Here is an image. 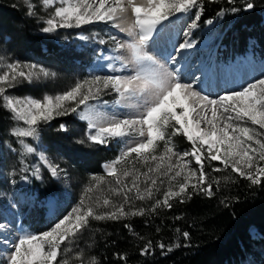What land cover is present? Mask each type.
Masks as SVG:
<instances>
[{"label":"snow or ice","instance_id":"obj_1","mask_svg":"<svg viewBox=\"0 0 264 264\" xmlns=\"http://www.w3.org/2000/svg\"><path fill=\"white\" fill-rule=\"evenodd\" d=\"M208 2L216 3L218 0ZM227 2L234 4L236 0ZM24 3L26 14L35 16L36 5L32 0H24ZM43 6L53 9L44 22V33H52L59 28H79L95 22L111 24L126 32L131 37L126 44L115 37L112 39L116 41L117 48H126L130 54V59L122 63L121 68L132 64L134 70L128 74L94 75L61 94L37 99L14 96L9 89L54 77L55 73L35 64L7 63L6 70L0 72V108L7 110L12 120L24 125L13 129L11 134L17 138L37 140L41 124L76 114L80 120L86 121L85 139L90 145L107 147L114 140L124 143L120 156L105 165L107 176L112 177L116 185L109 191L122 199L114 201L105 196L93 200L88 194L99 188L103 183L101 178L99 183L86 189L85 198L50 230L39 235L25 234L15 240L3 236L0 248L8 252L5 264H70L66 258L58 260L63 256L61 246L71 252L67 245L89 228L90 220L119 221L143 217L156 213L158 209L170 210L173 200L183 204L190 201L193 195L201 193L211 198L215 194L213 186L219 188L221 181L209 176L205 171L206 165L212 172L231 168L251 185L261 184L264 179V163H261L264 162V77L216 99L203 95L192 83L182 79L181 64L187 59L188 50L196 47L192 30L199 27L204 12L203 0H43ZM244 7L252 10L255 4L247 0ZM232 11L238 9L233 8ZM190 13L192 22L182 34L184 39L172 44V52L166 57L169 65L176 67H165L149 54V46L155 43L154 37L158 39L164 32L167 27L165 21ZM129 14L131 22L121 27ZM218 15L223 16L224 11L221 10ZM205 22L213 24L211 19ZM80 39L87 37L81 36ZM99 43L105 41L101 39ZM0 68H5V65L0 64ZM110 94H115L111 112L101 111L109 105L102 97ZM117 108L130 111L121 114L116 111ZM58 130L67 132L68 128L60 124ZM178 134L191 143V151H175L171 138ZM19 142L27 153L36 151L25 144L24 139ZM161 146L163 151L158 154ZM41 159L53 177L62 171L59 165L53 166L43 156ZM137 160L143 165L152 161L155 166H148L146 171L141 172L135 167ZM214 161H218L223 168L213 166ZM193 162L197 167H192ZM124 163H130L132 167L121 170L120 166ZM128 177H133L130 183L126 182ZM141 184L145 186L142 188ZM162 189V195H158ZM135 200H150L152 203L147 207H137ZM175 219L180 220L181 217ZM124 226L132 231L130 224ZM6 227L0 223V235ZM182 236L187 240L189 233L183 232ZM158 247L165 249L166 245L161 243ZM175 247L181 245L176 244ZM151 249L152 242L148 241L141 254H150ZM172 250L167 248L168 252ZM75 258L82 262L83 253H77ZM121 259L126 260V257ZM90 264H95L94 258L90 259Z\"/></svg>","mask_w":264,"mask_h":264},{"label":"rangeland","instance_id":"obj_2","mask_svg":"<svg viewBox=\"0 0 264 264\" xmlns=\"http://www.w3.org/2000/svg\"><path fill=\"white\" fill-rule=\"evenodd\" d=\"M2 2L11 5V9L19 8L18 11L31 20L29 26L32 25L31 27L33 28L26 31L23 27H16L18 34L33 32V34L35 33L39 36L42 42L40 43V52H37L36 46L31 49H25L23 53L18 50L16 52L8 45L9 39L0 28V64L5 65V68H0V72L6 70L7 63L20 62L22 64H35L50 73H55L54 77L41 79L33 84L25 83L15 89H9L10 94L19 97L42 99L46 95L61 94L71 89L77 82L86 78L91 79L94 75L128 74L134 70L132 64H128L126 68H121L122 63L130 59V54L126 48H117L116 41L112 39V37H115L120 43L126 44L131 40V37L126 32L112 27L111 24L95 22L79 28H59L55 32L44 33L42 31L45 26L44 22L50 17L53 9L45 8L43 0H32L36 5L35 16L26 14L27 7L24 0H0V3ZM244 5L245 3L243 2H235L234 8L238 9V11H243L245 9ZM195 11V9L192 10L193 13ZM191 15L192 13L187 16L180 14V18L172 17L170 21H165L164 24L167 27L164 32L158 39L154 37L155 43L149 46V54L161 64H164L165 67L173 69L176 67L175 65H169L166 57L168 53L172 52V44L182 42L184 39L182 34L192 22L190 19ZM260 15L261 25L264 26V11H261ZM227 19L228 16L226 15H217L212 19L213 24L205 23L203 27L192 30V39L196 42V47L188 50L187 59L181 64L182 79L185 82L192 83L197 91H200L203 95H208L211 99L239 91L248 83L264 77V56L254 50L256 44L252 38L248 39L245 53L235 57L227 66L221 63L220 49L223 47L221 40L224 30L218 35L213 33L221 27V20H223L222 25H225L223 23ZM130 22L131 15L129 14L126 22L121 27H126L127 23ZM81 36L87 37V39L82 40L80 39ZM101 39L105 43H99ZM102 99L107 100L109 105L101 108V111L110 113V106L115 99V94L104 95ZM116 111L123 114L130 110L117 108ZM177 111L180 112L182 109H177ZM10 122L7 131L8 135L11 136V140H7L6 136L0 137V223L7 226L3 230L2 235H0V239L3 236H7L9 240H15L25 234L39 235L50 230L56 222L71 212L72 208L77 206L82 198H85L86 189L99 183L101 178H103V183L88 195L93 200L97 197L102 198L105 196L114 201L122 199L121 197L113 196L109 191L110 187H116V185L113 178L107 176L105 165L120 156L121 151L125 148L124 143L114 140L107 147L90 145L85 139L86 121L80 120L76 114L58 117L49 124H41L40 136L37 140L14 137L11 134L13 129L24 125L12 119ZM60 124H65L68 131H59ZM252 127L258 128L255 125H252ZM44 132L65 134L59 138L61 140L60 145L68 158L76 157L80 155V152L81 156L86 159L87 157L83 155L86 152H91V155L102 152L100 155L94 156V159H102L107 155L99 163V172L87 171L86 176L81 179L70 165V159H64L49 151L42 138ZM178 136L183 137L190 143L183 135L178 134L172 137L171 140L175 151L178 153L191 151L192 148L186 150L175 145V142L178 141ZM20 139H24V143L35 148L36 151L27 153L24 146L19 142ZM81 140H84L85 143H79ZM162 151L163 148L161 146L157 152L159 154ZM41 156L53 166L59 165L62 171L57 177L51 175ZM187 159L192 158L188 157ZM173 161H175V158H173ZM166 164L167 161H165V166ZM212 164L215 167L223 168L218 161H214ZM148 166L154 167L155 162L149 161V165H143L137 160L135 163V167L141 172L146 171ZM125 167L131 168L132 164L124 163L120 166L121 170ZM192 167H197L194 162ZM205 171L210 177H214V172L207 165L205 166ZM43 172L48 173L50 178L56 182L58 191L55 194H49L46 198H39L34 188L30 187L29 182L31 179L43 182ZM152 175L155 176L156 174L152 173ZM132 178L128 177L126 182L130 183ZM144 186V184H141L142 188ZM166 186L167 180L165 179ZM213 188L216 189V186L214 185ZM162 191L163 189L161 194L158 195H162ZM150 202L152 203V201ZM134 203L138 207V200H135ZM41 214L44 215L45 219H40ZM249 231L250 236L259 237L255 229H250ZM80 234H78V237ZM77 244L78 239L67 245L68 248L72 249L71 252H68L65 246L62 245L63 256L58 257V260L66 258L70 261V264L81 262L75 258L77 253H81V248L79 250ZM7 256V250L0 248V264H5ZM245 264L259 263L248 259Z\"/></svg>","mask_w":264,"mask_h":264},{"label":"trees","instance_id":"obj_3","mask_svg":"<svg viewBox=\"0 0 264 264\" xmlns=\"http://www.w3.org/2000/svg\"><path fill=\"white\" fill-rule=\"evenodd\" d=\"M241 2L246 4L247 0H236V3ZM251 2L255 4L252 10L233 12L234 4L227 3V0L216 3L203 0L204 12L199 27H203L206 20L215 18L221 10L228 16L223 23L225 25L221 20V27L213 33L218 35L224 30L220 60L225 66L246 52L249 38L255 41L254 50L264 56V26L260 17L261 11H264V0ZM10 6L0 3V28L9 39L8 45L20 53L35 46L40 52L42 40L38 35L33 32L18 34L15 29L23 27L26 31L31 30V20L18 11L19 8L11 9ZM10 121L9 112L0 108V137L6 136L7 140H11L7 131ZM64 135L44 132L42 138L50 152L70 159V165L81 179L87 171L99 172V163L107 155L94 159L102 152L92 155L86 152L83 155L87 160L78 151L80 155L68 158L60 145L59 137ZM177 140L176 146L186 150L192 148L183 137L178 136ZM214 177L221 184L219 188H213L215 194L211 198L201 193L193 195L190 201L183 204L173 200L170 210L158 209L156 213L143 217L119 221L90 220L89 228L77 238V247L83 253L82 263L89 264L94 258L95 264H245L248 259L264 264V179L260 185H251L230 168L214 172ZM42 178L43 182L31 179L30 187L34 188L39 198L55 194L58 191L56 182L46 172L42 173ZM150 204V201H138V207ZM177 216L181 219L176 220ZM40 219H45L43 214ZM125 224H130L132 231ZM250 229H255L259 237L250 236ZM183 232L189 233L187 240L182 236ZM148 241L152 242L150 254L142 255L141 250ZM161 243L166 245L165 249L158 247ZM176 244L181 247H175ZM168 247L173 250L168 252ZM121 257H126V260Z\"/></svg>","mask_w":264,"mask_h":264},{"label":"water","instance_id":"obj_4","mask_svg":"<svg viewBox=\"0 0 264 264\" xmlns=\"http://www.w3.org/2000/svg\"><path fill=\"white\" fill-rule=\"evenodd\" d=\"M76 264H82L81 262H78V263H76Z\"/></svg>","mask_w":264,"mask_h":264}]
</instances>
